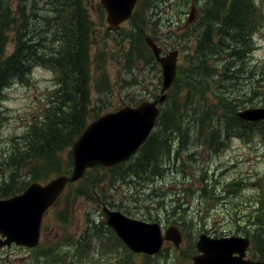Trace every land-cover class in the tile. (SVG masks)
I'll use <instances>...</instances> for the list:
<instances>
[{"label":"trees","instance_id":"trees-1","mask_svg":"<svg viewBox=\"0 0 264 264\" xmlns=\"http://www.w3.org/2000/svg\"><path fill=\"white\" fill-rule=\"evenodd\" d=\"M152 1L140 0L137 8L140 5L149 8L147 19L153 26L160 15H156L157 3ZM192 1H197L199 6L196 23L191 31L179 35L178 41L190 35L194 37L195 45L192 44L190 52L184 55V65L179 66L166 99L161 103L154 131L129 160L109 168L95 165L77 182L69 183L65 205L58 213L62 222L66 220L72 195L83 197L94 205L104 202L120 209L118 204L110 203L107 190L118 189L119 181H123V185L128 186L127 197L132 198L135 192L130 191V184L140 185L146 179L172 174L182 161L191 168L195 165L192 180H186L193 185L192 189L197 188L195 193L201 201L214 202L218 199L211 193L214 182L208 177L209 171L197 168L196 155L202 158L200 152L204 150L222 152L227 147L225 136L246 137L247 140L258 135L264 137V120L248 122L236 114L249 106H264V99L255 98L264 96V61L254 60L252 55L255 48L253 34L264 21V0ZM136 13L135 7L129 21L138 29V35L130 32L120 36V40L127 43L121 57L128 70L136 59L146 57L148 52L150 60L155 62L143 36L146 34L143 31L145 20ZM140 19L143 29L138 25ZM93 33L94 23L83 0H0V113L4 89L14 81L29 82L34 67L50 70L56 81L48 93L44 113L28 127L22 143L13 139L10 147L0 149L5 154L0 160V168L8 171L7 179L0 184V197L21 192L30 181H44L50 174L70 172L72 155L68 148L88 120L101 113L97 111L92 117L89 113L92 72L105 80L103 73L97 74V66L91 69V49L97 44ZM9 42L13 43V50L7 53ZM118 45L123 47L121 43ZM36 140L40 145H33ZM102 172L109 174L108 183L102 180ZM236 181L242 182L241 178L235 177L226 182L225 188L219 190V198H225L221 192L234 193ZM188 189L186 186L178 192L182 197L169 210L163 205L166 218L181 217L171 221L186 236L191 230L190 224H199L206 215L203 209L196 208L191 213L187 212L189 208L181 206L189 196ZM248 203L243 209L232 201L226 210V218L232 233L249 236L251 245L257 246L258 252L261 250L258 257L253 254L252 258L264 261V189ZM123 211L127 215L130 213ZM88 212L81 235L76 241L66 239L43 253L50 254L43 257L45 264H192L190 250L193 243L190 240L181 251L185 257H164L168 248L161 252L162 257H133L136 254L125 247L103 218ZM99 213L102 216V212ZM145 216L144 220L160 219L157 212L148 213V218ZM103 230H109L111 234L107 237H114L121 248L113 246L114 257H103L112 247L104 250L100 237ZM95 237L101 257H95L93 261V257L83 256L87 254L84 249L91 247ZM104 241L106 243V239ZM62 246L69 250L59 252ZM70 250L72 253L67 257Z\"/></svg>","mask_w":264,"mask_h":264},{"label":"rangeland","instance_id":"rangeland-1","mask_svg":"<svg viewBox=\"0 0 264 264\" xmlns=\"http://www.w3.org/2000/svg\"><path fill=\"white\" fill-rule=\"evenodd\" d=\"M152 2L157 3L155 13L156 15H160L159 21L152 26L150 19H147L149 8L147 10L141 5L137 8L136 4V15L145 20V29L140 25L143 24L141 19L138 25L144 32L153 36L154 40L165 51H168L170 48H177L179 50L178 64L184 65V55L190 52L192 44L193 46L195 45L194 37L189 35L180 39V41H178V37L193 29L199 6L191 23H188V17H190L189 9L193 4L192 0H153ZM83 4L94 23L93 37L97 42L91 49V69L93 70L97 66V74L103 73L105 75V80L102 81L92 72L89 105L90 117L97 111H101L102 113L115 110L124 104L130 103V101L131 103H137L157 97L161 89V69L159 64L150 60L149 52L146 57L136 59L129 70L124 66L126 63L124 58L122 60L121 57L122 51L127 47V43L120 40L121 34L125 35L132 32L138 35V29L127 20L121 24L117 31H109L105 21L106 12L101 6L100 0H83ZM45 8L48 9V5H45ZM168 18H170V22H167ZM253 42L255 46L252 53L253 59L264 61V21L253 34ZM118 43H121L123 47L119 48ZM12 50L13 43L9 42L6 45V52L9 53ZM29 79L27 83L14 81L4 89L0 113V149L10 147L13 139H16L18 143H22L23 136L26 135L28 127L44 113L48 105V93L55 87L54 83L56 85L52 72L40 66L32 69ZM255 98L261 100L264 99V96ZM90 120L91 118L88 122ZM260 137L261 139L255 137L250 140H247L246 137H234L224 152L209 153V151L204 150V152H200L202 158L196 155L198 157V160L195 161V163L198 162L197 168L209 171L208 177L214 182L215 188L211 193L215 195V198H218L214 199V202L201 201L198 197L199 195L195 193L197 188L195 186L194 189L191 188L193 185L187 180H192L191 174L195 165L192 168L188 167V164L184 163V161L181 162L180 166H176V169H173L172 174L169 173L165 176L164 173L162 176H157L150 180L146 179L145 181H141L140 185L130 184V191L135 192L132 198L130 196L127 197L128 186H124L123 181H119L121 186H118V189H109L106 194L109 195L111 204H118L120 210L129 211L131 217L144 220V215L148 218V213L153 215L157 212L160 217L158 221H161V224L164 225L167 222L168 225H173L172 221L181 217L171 216L166 218L163 205L169 210L170 206L174 205L173 203L179 202L182 196H178V194L182 192L181 190L188 186L190 188L188 189L189 196L181 202V206L189 208L187 212L191 213L196 208L203 209L206 215L199 224H190L191 230H189L185 237L186 239L176 245V247L182 248V250L183 247L187 246L188 240L192 243L195 242L200 233L212 236L238 234L232 233L231 224L226 218V210L227 208L229 209L232 201L239 203L244 209L249 204L248 202L253 200L256 193L264 189V137L261 135ZM33 145L38 146L40 143L36 140L33 142ZM65 154L66 151L62 156L64 157ZM4 156L5 154H2L0 151V160ZM101 175L103 176L102 180L104 183H108L110 180L109 174L102 172ZM7 176L8 171L0 168V184L7 179ZM55 176L57 175L50 174L48 178ZM234 177L238 180L241 178L242 182L236 181L234 193L225 194V192H221V195H224L225 198H219V190L225 188L226 182ZM134 183H136L135 180ZM160 193L162 194L160 195ZM147 194L151 196H147ZM72 196L70 201V196L68 198L69 207L67 206L68 213L65 222H62L58 217L59 211L65 205V194H63L44 214L40 241L37 246L33 248L17 246L15 244L9 247L4 246L0 248V264H45L43 257H49L50 254L43 253L58 243H64L66 239L76 241L81 235L80 233L85 226L84 215L86 211L89 210V213L96 218H103L101 213H99L100 207L98 205H93L83 197ZM91 209H96V211ZM110 234L109 230L100 232V237L104 243V250L108 251V246H112L109 254L105 253L103 257H114V247L119 248V250L121 249L114 237H107ZM238 235L245 236L242 233ZM104 239H106V243ZM171 242L172 240H165L163 245L170 247ZM67 249L65 246H62L59 248V252L64 251L65 253ZM99 249V244H97L95 237L91 247L86 250L84 249V253L87 252V254L83 257H93V261H95V257H101ZM260 252L261 250L258 252L257 246L251 245L248 256L252 257L255 254L258 257L257 254ZM71 253L72 251L70 250L67 257H70L69 254ZM195 253L196 250L193 247L190 250V255ZM166 255V257H185L178 250H168V254ZM133 257L150 256H144L139 253ZM94 264H99V262H95Z\"/></svg>","mask_w":264,"mask_h":264},{"label":"water","instance_id":"water-1","mask_svg":"<svg viewBox=\"0 0 264 264\" xmlns=\"http://www.w3.org/2000/svg\"><path fill=\"white\" fill-rule=\"evenodd\" d=\"M100 3L106 10L108 29L115 31L130 17L136 0H100ZM145 41L161 65L160 94L152 101L123 105L90 121L72 144L73 166L69 175L55 176L44 184L33 181L21 193L0 199V248L10 246L12 242L36 246L43 214L67 182L78 180L94 165L111 167L126 161L150 134L158 115L157 104L164 100L176 74L178 50H170L164 55L150 36H146ZM236 114L244 120H261L264 119V107H249ZM102 210L106 214V224L133 252L153 254L160 249L164 239H171L175 244L181 239L176 226H168L162 235L157 222L131 218L105 205ZM249 243V238L244 236L211 237L200 233L195 243L198 253L192 256V261L194 264H264V261L244 257Z\"/></svg>","mask_w":264,"mask_h":264},{"label":"flooded vegetation","instance_id":"flooded-vegetation-1","mask_svg":"<svg viewBox=\"0 0 264 264\" xmlns=\"http://www.w3.org/2000/svg\"><path fill=\"white\" fill-rule=\"evenodd\" d=\"M190 9H191V14H190V17H188V23H191V21H192V19H193V17H194V15H196V9H197V6H194V5H191V7H190ZM197 17V16H196ZM196 21V20H195ZM195 24V23H194ZM171 49H177V48H170L169 50H171ZM167 51H165L164 50V53H166ZM225 138V143L227 144V147H228V145L231 143V141H232V139L234 138L233 136H225L224 137ZM173 139H177V137L176 136H173ZM227 147L226 148H224V150L222 151V152H224V151H226V149H227ZM212 153V152H211ZM162 226L164 227V226H166L165 224L163 225L162 224ZM180 228V227H179ZM180 232H181V235H182V241L183 240H185L186 238V235H185V233L184 232H182L181 231V229H180ZM168 241H171V240H168ZM165 242V241H164ZM163 242V243H164ZM169 243V242H168ZM171 246V248L170 247H168L167 245L166 246H164V245H162V248H161V250L156 254V255H158V254H160V256H162V251L165 249V248H168L169 250H172V251H175V250H178V251H182V248H179V247H176L174 244H173V242H171V244H170ZM193 245H194V242H193ZM164 248V249H163ZM195 249V248H194ZM248 251L249 250H247L246 251V255L244 256V257H250L251 258V256L249 255L248 256ZM182 254V253H181ZM143 255V254H142ZM156 255H154V256H156ZM183 255V254H182ZM146 256H148V255H146ZM150 257H153V256H150ZM164 257H166L165 255H164ZM253 257V256H252Z\"/></svg>","mask_w":264,"mask_h":264}]
</instances>
